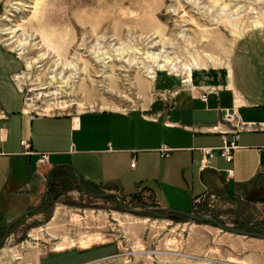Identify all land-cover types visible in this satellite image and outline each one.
Returning a JSON list of instances; mask_svg holds the SVG:
<instances>
[{"label": "rangeland", "instance_id": "1", "mask_svg": "<svg viewBox=\"0 0 264 264\" xmlns=\"http://www.w3.org/2000/svg\"><path fill=\"white\" fill-rule=\"evenodd\" d=\"M33 34L63 49L61 57L42 60L29 46L19 51L16 36ZM152 40L166 49H151ZM0 46L22 65L10 82L27 111L146 110L158 96L157 74L190 88L194 72L230 74L238 66L248 77L253 69L264 85V0H0ZM160 52L170 53L168 65L154 58ZM210 87L216 95L219 87ZM48 183L46 202L44 194L34 213L10 224L6 240L0 234V264H264L247 259L243 245L254 238L167 213L143 192L91 198L64 171ZM254 199L230 206L207 194L190 214L264 235V203ZM121 201L155 216L127 213Z\"/></svg>", "mask_w": 264, "mask_h": 264}, {"label": "crops", "instance_id": "2", "mask_svg": "<svg viewBox=\"0 0 264 264\" xmlns=\"http://www.w3.org/2000/svg\"><path fill=\"white\" fill-rule=\"evenodd\" d=\"M10 52L0 46V234L38 204L48 174L49 182L62 171L89 190L121 198L143 192L161 210L190 213L194 200L207 194L230 206L248 197L264 203V129L240 132L231 162L217 150L222 137L233 139L232 125L222 120L226 110L244 123L264 126V85L253 69L251 77L238 66L230 74L194 72L190 88L157 74L158 96L146 110L44 115L27 111L10 82L22 68ZM210 86L219 91L204 103L200 95ZM22 141L29 142V154ZM163 146L171 150L169 157H160ZM205 148H213L214 157L200 171ZM41 155L46 156L43 164L38 163ZM243 247L250 252L249 262H264L263 240Z\"/></svg>", "mask_w": 264, "mask_h": 264}, {"label": "built area", "instance_id": "3", "mask_svg": "<svg viewBox=\"0 0 264 264\" xmlns=\"http://www.w3.org/2000/svg\"><path fill=\"white\" fill-rule=\"evenodd\" d=\"M216 90L215 88L208 87V89L204 90L200 96V100L204 103H206L208 96L210 94H215ZM222 120L225 123H229L232 125L233 130L232 135L233 139L231 141H228L225 139V137H222V145L217 149L219 156L223 158L226 162L232 161V151L236 149V141L238 140L239 133L241 131H251V130H259L264 129V126H261V124L257 125L255 123H243L241 122L238 117L236 116L235 112H230L229 110H226L223 114ZM22 147L26 151V154L30 153V144L27 141L21 142ZM171 153V150L166 147H161L159 149V154L161 158L169 157ZM201 153V159L199 161V170L202 171L206 168V165L209 163V161L214 157V149L213 148H205L200 150ZM46 160L45 155H41L38 163L43 164ZM135 163L131 162L130 167H134ZM203 199H195L194 200V208L200 206L203 202Z\"/></svg>", "mask_w": 264, "mask_h": 264}, {"label": "water", "instance_id": "4", "mask_svg": "<svg viewBox=\"0 0 264 264\" xmlns=\"http://www.w3.org/2000/svg\"><path fill=\"white\" fill-rule=\"evenodd\" d=\"M50 177V173L48 174L47 176V179H46V184H45V199H44V202H46L48 196H47V186H48V179ZM77 185H78V188L81 190L82 193H84L86 196L88 197H91V198H104L110 194H94V193H91L89 192L86 187H84L81 183V181L78 179L77 181ZM119 199H122L120 197H118ZM40 206H37L36 208L22 214L16 221H19L20 219L22 218H25L29 215H31L32 213H34ZM121 207L123 210H125L127 213H138V214H147V215H154L155 216V213H153L152 211L150 210H135V209H128L124 206V204L122 203L121 201ZM167 213H175V214H178V215H181L183 217H185L186 219L188 220H191V221H194V222H198V223H205V222H208V223H211L213 224L214 226L220 228L221 230L227 232V233H230V234H233V235H240V236H244V237H248V238H254V239H261V240H264V235L263 234H258V233H250V232H245V231H242V230H238V229H229V228H226L224 226H222L221 224H219L218 222H216L215 220L211 219V218H208V217H202V216H195V215H192L188 212H183V211H176V210H167ZM8 230H9V227L7 228V230L5 231V235L3 237V241L6 240V237H7V233H8Z\"/></svg>", "mask_w": 264, "mask_h": 264}, {"label": "bare ground", "instance_id": "5", "mask_svg": "<svg viewBox=\"0 0 264 264\" xmlns=\"http://www.w3.org/2000/svg\"><path fill=\"white\" fill-rule=\"evenodd\" d=\"M28 7V6H27ZM255 28H261L262 25L260 24H256L254 26ZM19 29V28H18ZM7 30V29H6ZM9 31V30H8ZM19 32V30L17 29H11V31L9 32L10 34H17ZM21 35V34H20ZM18 44H17V47L20 49L19 51H21L22 49H24L25 47L29 46L35 50H38L39 52H41V55H40V59L44 60V59H48V58H51V57H61V55L63 54L62 53V50L61 48H58L56 46H53L48 39H46L45 37H41V40H37L36 37L38 36H34L31 35L29 37H26V38H22L21 37H18ZM24 37V36H23ZM14 41V39H13ZM32 42H34V44H31ZM12 43V42H11ZM151 43V49H156L160 44V42H156L154 40L150 41ZM164 43L162 42V45L160 44V46L162 47V49H166V47L163 45ZM169 50V49H168ZM34 51V50H33ZM64 51V50H63ZM24 52V51H23ZM37 52V51H36ZM166 54V55H165ZM169 54L168 52H160V54H157L156 57H154L156 60H163L167 65L170 63L169 62ZM39 55V54H38ZM56 57V58H57ZM58 59V58H57ZM61 60V59H60ZM57 63H61L59 62L58 60H56ZM30 62V61H29ZM32 62V61H31ZM34 62V61H33ZM45 62V61H44ZM56 63V62H55ZM66 63V62H65ZM31 64V63H30ZM64 64V63H63ZM61 69V68H60ZM18 76V75H17ZM190 82V81H189ZM30 104V103H29ZM235 112V111H234ZM236 114V112H235ZM237 116V114H236ZM238 117V116H237ZM239 119V118H238ZM240 120V119H239ZM241 121V120H240ZM242 122V121H241ZM244 123V122H243ZM233 130V129H232ZM253 131V130H251ZM242 132V131H241ZM239 137V136H238Z\"/></svg>", "mask_w": 264, "mask_h": 264}, {"label": "trees", "instance_id": "6", "mask_svg": "<svg viewBox=\"0 0 264 264\" xmlns=\"http://www.w3.org/2000/svg\"><path fill=\"white\" fill-rule=\"evenodd\" d=\"M54 175H55V174H54ZM52 177H53V174H52L51 178H52ZM51 178H50V180H51ZM50 180H49V182H50ZM49 187H50V183H48V191H49ZM161 212H164V213H165L166 211H161ZM171 217H172V219H174V220L176 219V221H177V219H179V216H177V215H173V214H172ZM178 221H180V220H178Z\"/></svg>", "mask_w": 264, "mask_h": 264}]
</instances>
